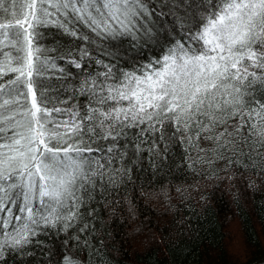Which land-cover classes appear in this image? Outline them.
<instances>
[{
  "label": "snow or ice",
  "instance_id": "6c2138e0",
  "mask_svg": "<svg viewBox=\"0 0 264 264\" xmlns=\"http://www.w3.org/2000/svg\"><path fill=\"white\" fill-rule=\"evenodd\" d=\"M50 34L53 45L57 34L106 44L109 56L126 39L155 41L160 53L129 70L97 59L104 71L65 99L71 73L60 68L53 83L50 70L91 56L45 46ZM170 132L218 154L253 137L264 146V0H0V227L24 222L5 242L71 227L130 171L118 162Z\"/></svg>",
  "mask_w": 264,
  "mask_h": 264
},
{
  "label": "trees",
  "instance_id": "16d2710c",
  "mask_svg": "<svg viewBox=\"0 0 264 264\" xmlns=\"http://www.w3.org/2000/svg\"><path fill=\"white\" fill-rule=\"evenodd\" d=\"M56 39L60 43L53 45L50 34L42 43L73 49L77 59L80 45L91 56L81 69L65 57L50 70L53 83L60 68L71 73L65 99L86 75L104 71L97 59L129 70L160 53L155 41H117L109 56L103 43L96 47L59 34ZM168 136L144 144L131 163L118 162L115 167L130 171L115 186L99 189L71 227L42 225L38 236L19 246L5 242L4 233L16 236L13 227L23 221L0 227V264H63L65 258L74 264H264V146L253 137L242 151L218 154L209 141L189 144L179 134Z\"/></svg>",
  "mask_w": 264,
  "mask_h": 264
}]
</instances>
